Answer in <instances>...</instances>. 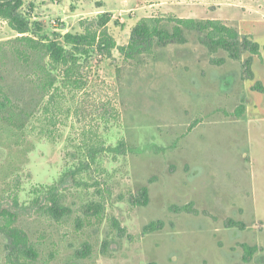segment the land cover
<instances>
[{
    "label": "rangeland",
    "instance_id": "rangeland-1",
    "mask_svg": "<svg viewBox=\"0 0 264 264\" xmlns=\"http://www.w3.org/2000/svg\"><path fill=\"white\" fill-rule=\"evenodd\" d=\"M69 1L24 0L22 11L32 9L39 37L62 43L75 31ZM187 1L199 19L215 10L249 35L262 59L211 51L195 31L133 59L90 54L81 89L58 84L24 128H0V211L15 213L37 249L31 264H264V0ZM147 5L140 18L181 15ZM121 17L108 29L124 45L134 25ZM15 35L0 20V40ZM49 186L70 211L59 219L44 212ZM8 244L0 230V264Z\"/></svg>",
    "mask_w": 264,
    "mask_h": 264
},
{
    "label": "trees",
    "instance_id": "trees-1",
    "mask_svg": "<svg viewBox=\"0 0 264 264\" xmlns=\"http://www.w3.org/2000/svg\"><path fill=\"white\" fill-rule=\"evenodd\" d=\"M23 5V0H0V20L16 32L14 37L0 40V128L12 131L24 128L27 121L39 112L45 98L46 104L53 103L58 84L61 88L81 89L85 84L82 68L90 54L110 58L112 52L117 50L124 58L133 59L151 52L154 47L184 43L185 32L195 31L211 51L223 49L230 58L240 60L242 50H247L262 59L257 42L249 35L241 37L235 27L219 19L173 15L142 17L132 27L128 42L120 45L108 29L112 13L104 11L97 16L80 19L78 24L81 30L63 33L60 43L38 36L40 28L34 27L30 19L32 10L23 12ZM96 5L100 6L101 3L96 2ZM251 63L249 56L244 61V67L250 75ZM244 111L245 105L241 104L234 114L240 116ZM124 147L125 143L121 141L117 150ZM55 190L56 187L49 186L43 191L48 194L44 212L59 219L70 211L59 204ZM40 191L35 190V203H38ZM13 199L16 203L17 195ZM147 200L148 192L143 187L137 203L146 204ZM97 207L93 212H99L101 207ZM156 225L157 222H151L148 226L155 228ZM0 230L9 242L6 255L8 264H31L38 258L39 253L28 234L16 225L15 213L7 208L0 211Z\"/></svg>",
    "mask_w": 264,
    "mask_h": 264
},
{
    "label": "crops",
    "instance_id": "crops-1",
    "mask_svg": "<svg viewBox=\"0 0 264 264\" xmlns=\"http://www.w3.org/2000/svg\"><path fill=\"white\" fill-rule=\"evenodd\" d=\"M24 1V0H23ZM91 5L84 8V1L83 0H76V7L73 11L71 12V16L77 17L76 19L74 18L75 21V27L73 29L75 30L74 32H77V24L80 19L83 18L84 13H89L90 17L97 16L98 14L108 11L112 13L113 18L122 16L127 17L128 19H132L133 25L139 20V18L142 16L143 13H141V10L143 7V3L148 2L147 7H152L154 5H158L160 9L165 10L166 12H173L176 13L177 15L179 12L181 13L180 17H193V18H199V9H197L193 3L187 1V0H139V2H136V0H90ZM96 2H100L101 5L98 6L96 5ZM67 4H70V1L67 0ZM65 5V9H67L68 5ZM47 5H43V7H40V11L43 10L44 7ZM135 7V8H134ZM31 9V8H30ZM32 10V9H31ZM132 10H136L137 14L135 17H130L129 12ZM148 11V10H147ZM146 13V11H144ZM216 11L208 10L206 11L205 18H210L214 19L215 16L211 15L215 13ZM179 17V16H178ZM31 19V18H30ZM64 21V19H61ZM69 25L67 22L62 23L60 27L58 28L59 30H68ZM67 32V31H66Z\"/></svg>",
    "mask_w": 264,
    "mask_h": 264
}]
</instances>
